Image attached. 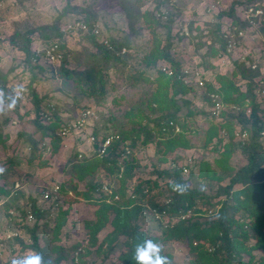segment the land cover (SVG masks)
<instances>
[{"label":"trees","instance_id":"obj_1","mask_svg":"<svg viewBox=\"0 0 264 264\" xmlns=\"http://www.w3.org/2000/svg\"><path fill=\"white\" fill-rule=\"evenodd\" d=\"M262 1L232 0L228 7L217 15L229 18V31H222L218 23L207 27L209 42L205 53H228L229 37H240L237 32L250 25L257 26L264 36ZM252 5L261 8L262 14H251L247 19L240 17V11ZM67 12L79 15V18L75 17L74 20L79 19L86 25V32L81 37L92 46L90 50L87 49L88 46L82 45L74 52L73 58L69 56L70 49L64 41V34L73 30L59 29V19ZM165 14L166 11L163 13L155 8L140 15L148 22L150 29L159 34L153 31L155 37L152 45L140 58L143 63L141 69L137 68L127 76L131 85H150L146 96L124 111L128 126L113 124L114 117L111 116L104 124H112V132H103L99 136V127H94L91 131L94 137L91 144L93 150L86 156L73 150L65 162V172L81 181L83 189L78 190L75 181L71 184L61 181L57 185L58 195H66L67 190H71L72 199H83L97 205L94 219L82 220L85 246L74 242L66 250L65 246L60 244V235L68 236V232L62 230L69 205L61 209L62 204L57 202L52 191L43 194L44 197L50 198L48 208L38 206L36 199L29 196V205L24 209L15 203L16 195L20 192H13L12 183L7 186L2 181L0 196H7V199L0 204V209L7 218L12 217L8 212L10 208L20 212L15 229L24 230L25 235H14L6 239L12 256L4 262L0 261V264H12V257L17 256L22 249L42 253L46 261L51 259V264H58L64 259H70L72 263L75 262L74 258L82 259L85 254L99 257V264H105L104 262L111 258L114 248L118 247V235L123 237L122 246L120 245L116 256L121 264H136L133 259L135 246L146 239L155 243L160 240L185 242L188 252L194 254L190 260L191 264H264V110L260 107L254 90L257 85L260 89L264 88V73L259 72L255 60L246 58V61L242 58L232 60L233 69L229 75L216 76L217 87L201 78L202 85L199 88H203L202 98L208 107L213 108L215 102L221 107L218 112L221 118L218 126L209 124L206 130L202 131V146L204 149L208 147L214 156L210 162H196V171H193L192 166L177 164L179 159H176L174 150L188 147L186 135L196 133L197 128L189 116L190 110L187 109L183 113L181 111L182 106L189 103L181 96L190 90L191 86L182 82L179 63L171 54L173 39L181 36L171 34L168 22H159V16ZM60 17H55L50 24L28 28L21 33L15 31L7 40L23 53L20 72L26 73V81L8 88L7 73L0 72V89L12 102L23 96L29 98L34 113L31 122L39 134L37 138L31 132L17 133V136L23 138L24 146L29 147L25 160L27 164L43 153L47 145L44 144V137H49L47 143L51 151L56 150L60 141L56 132L58 124L61 123L57 100L51 95H39L35 90V83L43 78L45 66L49 67L51 77H58L65 86L73 88L79 95L99 101L105 98L108 87L112 90L116 88L109 79L108 70H111L113 75L115 72L124 74L130 58L128 50L134 45L131 39L119 38L111 33L97 37L92 32L95 13L89 8L69 6L66 3L61 9ZM157 27L160 30H156ZM75 31L80 32V29ZM33 33L37 34L46 47L53 46V52L59 54L54 65L47 63L45 59L40 60V54L29 49L30 35ZM160 41L164 42L161 47ZM157 58L169 64L170 74L164 69L154 67L153 63ZM17 66L8 67L6 72L13 71ZM238 79L244 81L243 91L239 90L234 82ZM151 85L153 88H150ZM54 88L60 91L59 87ZM15 91L18 94L14 97ZM243 103L249 108L247 114L244 112ZM229 105L237 111L231 110ZM209 114L213 118L217 116L212 111H209ZM176 126L178 131H175ZM236 129L239 138L234 137L233 131ZM110 133L116 135V138L106 146L102 154H98L100 143L105 135ZM225 134L226 139L223 140L222 136ZM0 143L4 144L1 136ZM149 144L153 145V155L156 156L158 165H152L147 173L154 177L137 179L135 168L138 163L133 154L139 147ZM235 150H239L245 158V162L237 168H233L229 163V157ZM166 153H173L175 158L167 161ZM167 162L168 166L158 169L159 165ZM12 163L18 164L17 157L14 161L9 160L7 164ZM44 163L46 164L44 161L37 162L38 165ZM225 177L228 178L227 182L220 185V181ZM189 178L193 180L194 185L187 183ZM105 181L111 189L109 194L101 190ZM197 182L212 191L198 187ZM177 185L180 187L177 188ZM156 188L157 197H154L151 191ZM116 195L118 199H112ZM216 205L218 208L214 209ZM152 209L157 217L153 216ZM28 213L33 218L30 224L25 220ZM163 216L168 218L163 221ZM50 218L52 223L49 222ZM142 219L153 222L159 233L148 234L147 230L136 223ZM106 225L109 229L97 238V233ZM25 237L29 243L24 242ZM255 250L260 251L258 256L253 255ZM162 255L171 261L170 252L163 250ZM244 255L246 259L243 258Z\"/></svg>","mask_w":264,"mask_h":264},{"label":"rangeland","instance_id":"obj_2","mask_svg":"<svg viewBox=\"0 0 264 264\" xmlns=\"http://www.w3.org/2000/svg\"><path fill=\"white\" fill-rule=\"evenodd\" d=\"M232 0H0V72L7 73L8 88H13L19 83L26 81V73L20 72L22 68L23 53L11 45L7 40L13 32L21 33L25 29L33 28L43 24H50L55 17H60L61 9L66 3L68 5L81 6L83 8H89L90 11L95 13V21L92 25L96 26L98 33L97 37H102V34L111 33L119 38H127L133 41L134 45L128 50L129 60L126 72L124 74L116 73L113 75L111 70H108L109 79L111 83L116 85V88L112 90L108 87V93L105 98L96 101L92 98H86L79 95L73 90V88L65 86L62 81L57 77L53 78L49 75V67L45 66L43 78H40L35 83V90L39 95L47 94L57 100V104L60 107L58 116L61 123L58 124L56 132L60 136V141L55 151H51L48 140L49 137H44L43 140L47 144L43 153L39 158H35L32 162L25 161L28 155L29 147L24 146L25 143L17 136L18 132H31L34 137H39L38 131L35 129L34 124L31 122L34 113L33 107L29 98L23 96L13 105V102L9 100L5 93L3 94L0 89V136L3 138L4 144L0 143V185L4 181L7 186L12 183V190H18L20 193L16 195L15 203L19 204L20 208H27L29 205V196L36 199V204L40 207L48 208L49 197H44L45 192L52 191L54 198L60 205L61 209L68 208L66 215V223L62 231H67L68 236L60 235V244L64 245L66 250L69 249V245L74 242L81 243L85 246L86 239L84 237L85 229L83 228L82 220L94 219L96 204L84 201L83 199H72L73 194L71 190H67L66 195L57 193V185L61 181L68 184L76 183L78 190L83 189V183L78 181L75 177H71L65 172L67 164H65L67 157L76 150L78 154L86 156L91 150L92 141L89 139L92 136L91 131L94 127H99L100 136L103 132L111 131L112 124L106 122V119L111 116L114 117L113 124L127 127L128 123L126 116L123 114L131 105L143 99L146 93L149 91L150 85L145 84H130V79L127 77L130 73H133L135 69H141L143 63L140 58L144 53H147L151 47L152 40H154L153 31L150 29L148 22L144 21L143 17H140L144 11H152L157 8V11H162L165 15L159 16V22H168L170 26V32L173 35L181 36L180 38L173 39V48L171 54L174 60L179 63L181 69L182 82L191 86L190 90L186 91L181 97L189 101L187 106H182V113L190 110L189 116L197 128L196 133L187 134L188 147L185 149L177 148L174 150L179 165L192 166L193 171H196V162L199 160H212L214 153L208 149H204L202 146V136L204 130L209 124L218 126V122L221 120L220 115L216 114L207 102L202 98L203 88H199L202 85V79L210 81L214 87H217L216 76L229 75L233 69L232 60L239 59L244 60L253 59L255 64L258 63V69L260 73H264V36L262 32H259L257 26L250 25L241 30L240 34L237 33L238 38L232 36L230 38L229 45L227 46L228 53L225 54H206V47L209 42V38L206 34L207 27L218 23L220 28L224 32L229 31L230 20L226 16H217L219 12L224 11ZM157 2L159 4H157ZM264 5V0L262 1ZM244 12L240 11V17L244 16ZM139 15V16H138ZM75 17L79 18V15L72 12L65 13L59 19V29L66 30L67 25L75 21ZM169 17V20H168ZM79 20V19H77ZM130 26L132 28L130 29ZM190 26V27H189ZM72 29L70 33L64 34V41L67 47L70 49V57L73 58L74 52L78 51L82 45L88 46L87 49H92V46L88 45L81 35L86 32L85 28H78L76 26L67 28ZM80 29V32L75 31ZM130 29V30H129ZM156 30H160L157 27ZM102 31V32H101ZM156 34H159L155 31ZM126 36V37H125ZM99 37V38H100ZM158 38H162L157 36ZM239 41V42H238ZM200 42V44H198ZM163 41L159 42V47L163 44ZM44 42L42 43L36 33L30 35L29 49L35 51H44ZM215 46V45H214ZM216 47V46H215ZM42 58V57H41ZM40 58V60H41ZM71 58V59H72ZM248 61V60H246ZM55 63V62H54ZM53 63V65H54ZM18 65L13 71L6 72L8 67ZM154 67L164 69L170 74V67L163 59L157 58L153 63ZM49 75V76H48ZM257 79V78H254ZM21 81V82H20ZM238 85L239 90L243 91L244 81L242 79L234 80ZM154 85V84H153ZM151 85L150 88H153ZM59 87L60 91H56L54 87ZM17 88V87H16ZM260 86L254 88L257 101L260 102V107L264 110V88L260 89ZM262 90V91H261ZM52 99V100H53ZM9 105H13L9 107ZM244 105V112L249 113V108ZM230 106V105H229ZM84 108V109H83ZM221 109V107H220ZM231 110L237 111L236 108L230 106ZM209 111L213 112L215 118L210 117ZM84 114H87L84 116ZM48 121V119H45ZM114 127V126H113ZM64 129V130H63ZM178 131V130H177ZM203 131V132H202ZM112 132V131H111ZM238 130H234L233 134L235 138H239ZM238 134V135H237ZM98 137V136H97ZM242 136H240L241 138ZM244 137V136H243ZM223 140L226 139V134L222 136ZM262 140L264 141V133L262 134ZM153 145L149 144L146 147H139L133 154L138 165L135 168V176L138 179L153 178V175H149L152 165H158L156 156L153 155ZM172 153H166L165 157L167 161L175 158ZM18 159V164L12 163L8 165V161H14ZM79 157V156H78ZM44 161V165H38ZM245 162V158L239 150H235L229 157V163L233 168H237ZM168 166V162L158 166ZM213 166V165H212ZM69 179V181H68ZM187 182L190 185H194L191 178ZM227 177L220 181V185L227 182ZM106 183V181L104 182ZM198 183V182H197ZM215 184V182H212ZM198 187L207 189L211 192L212 189L197 184ZM215 187V185H213ZM110 188L107 189L109 194ZM12 192V193H13ZM158 189H153L151 194L154 197ZM10 193V194H12ZM77 198V195L76 197ZM7 199V196H0V204ZM63 199V200H62ZM112 199H118V196L112 197ZM71 201V202H70ZM205 206L204 204H202ZM201 205V206H202ZM218 205L214 207L217 209ZM8 212L14 218H7L3 216V212L0 209V261L4 262L9 259L12 254H8V247L6 239L17 235H25L24 230L20 228L15 229V223L17 216L20 212L10 208ZM186 215V214H185ZM183 215V216H185ZM165 221L168 216L161 217ZM25 220L32 222L33 218L31 214H26ZM52 223V218L49 219ZM136 223L142 228L147 230L148 234L157 235L159 231L151 221L137 220ZM10 227V228H8ZM109 229L106 225L102 230L97 233V238H100L105 231ZM123 237L118 235L116 242L118 247H115L112 251V256L109 260L105 261V264H121L116 258L120 249L121 241ZM25 243H29V240L25 237ZM162 245L163 250L171 253V264H191L190 260L193 259L194 254L188 252L185 242L180 241H164L157 242ZM121 245V246H120ZM23 250V249H22ZM18 252L17 256H13V259H20L27 255H30V251ZM253 255L258 256L260 251L255 250ZM246 259V256H243ZM93 259V260H91ZM71 260L64 259L58 264H99V257H92L90 255H83L82 259L74 258Z\"/></svg>","mask_w":264,"mask_h":264},{"label":"clouds","instance_id":"obj_3","mask_svg":"<svg viewBox=\"0 0 264 264\" xmlns=\"http://www.w3.org/2000/svg\"><path fill=\"white\" fill-rule=\"evenodd\" d=\"M14 103L15 100H13V105ZM13 105H9V107ZM176 187L179 188L180 186L177 185ZM162 251V245L155 243L151 239H146L136 244L133 259L136 264H171L168 258L162 255ZM12 264H51V259L49 258L46 261L42 253L33 252L23 258L13 259Z\"/></svg>","mask_w":264,"mask_h":264},{"label":"built area","instance_id":"obj_4","mask_svg":"<svg viewBox=\"0 0 264 264\" xmlns=\"http://www.w3.org/2000/svg\"><path fill=\"white\" fill-rule=\"evenodd\" d=\"M245 14L243 17H245L246 19L249 18V16L252 14V15H261L262 14V9L261 8H258L257 6L255 5H252V6H249L248 8H246L244 11H243ZM78 27V28H85L86 25L81 21V20H75V21H72L71 24H68L67 25V28H71V27ZM66 28V29H67ZM92 32L94 34H97L98 33V30L96 29V26L95 25H92ZM241 31H238L237 33L240 34ZM53 46H44V51L40 52V51H35L37 54H40V57H42V61L45 59V61L47 63H51L53 64L54 62H57L58 61V57H59V54L53 52ZM18 93L15 91L13 92V96L15 97ZM214 109V112L216 114H218L219 112V109H220V106L218 104V102H215L214 105H213V108ZM87 114H84V116H86ZM64 130V129H63ZM178 130V127L176 126L175 127V131ZM116 138V135L110 133V134H107L105 135L104 139L102 140V142L100 143V147L97 149L98 150V154H102L104 151H105V148L107 145H109V143L114 139ZM89 139L91 141L94 140V137L93 136H90ZM93 143V142H92ZM107 189H108V186L106 184H102L101 185V190L104 191V192H107ZM151 212L153 213V216L154 217H157L158 215L153 211V209L151 210ZM11 251L8 249V254H10Z\"/></svg>","mask_w":264,"mask_h":264}]
</instances>
